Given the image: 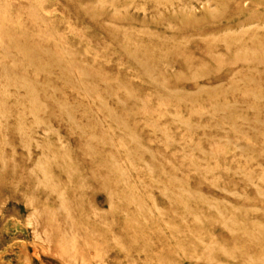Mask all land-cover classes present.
<instances>
[{
    "label": "rangeland",
    "instance_id": "rangeland-1",
    "mask_svg": "<svg viewBox=\"0 0 264 264\" xmlns=\"http://www.w3.org/2000/svg\"><path fill=\"white\" fill-rule=\"evenodd\" d=\"M6 1L0 264H264V0Z\"/></svg>",
    "mask_w": 264,
    "mask_h": 264
},
{
    "label": "bare ground",
    "instance_id": "bare-ground-1",
    "mask_svg": "<svg viewBox=\"0 0 264 264\" xmlns=\"http://www.w3.org/2000/svg\"><path fill=\"white\" fill-rule=\"evenodd\" d=\"M8 2L6 0H0V10L1 11L7 12V11L10 10L11 7H10V4ZM29 13H30L32 19L35 18L34 11H32V10L30 11L29 10ZM13 23L10 22L9 18L7 20H4L3 23L0 22V45L4 48V51L5 50H9L11 48L17 49L18 62H19L18 66H20L22 64H35L37 62V53H36L35 46H33L32 44H29L28 42H24V41L22 42L20 40L22 37H24L26 35V32H25V34H21L19 36V38H18V37H16L13 34V32H11L9 30L10 29L9 26H11L12 24L15 25V26H20L18 21H14ZM6 77H7L6 83H9L13 79H15V78H11L10 77V72H7V71H6ZM15 77H17V76H15ZM23 83H24V85L27 87V89L29 91V96H30L29 98L31 100V107L32 108H34V107L36 108L37 104H36L35 97H34V96H36V94H35V90L33 88V85H31L30 83H27L26 81L23 82ZM1 95H2L1 97H4V95H5L4 91L1 92ZM2 100L3 99H1V101ZM0 107H2L1 104H0ZM46 177L48 178V182H42L41 184L49 186V189H52V190L56 189L58 185H56L55 183L51 182V178L49 179V177H50L49 174L48 175L46 174ZM64 202H66V200ZM66 207L68 208V210L70 212V209L67 206V204H66ZM72 227H73V225L71 223V218H70V214H69L68 218H67V226H66V229H65L66 232H69V231L71 232ZM103 230H104L105 233L102 236L103 237H107L109 230L106 229V228H103ZM103 230H101V231H103ZM101 231H99V233ZM101 233H103V232H101ZM71 241H72L71 239H69V240L67 239V240H65V243L68 244V245L69 244H74ZM97 243H98V240H97ZM77 247H79V246L73 245V248L75 250L77 249ZM66 250L67 249H63V248L61 249V253L64 256H68L69 255V251L66 253Z\"/></svg>",
    "mask_w": 264,
    "mask_h": 264
}]
</instances>
